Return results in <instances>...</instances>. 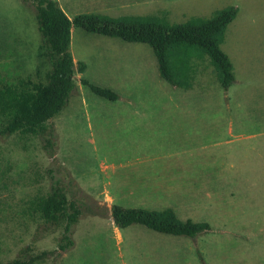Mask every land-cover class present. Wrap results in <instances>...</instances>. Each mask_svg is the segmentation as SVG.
<instances>
[{
  "label": "rangeland",
  "instance_id": "374dc122",
  "mask_svg": "<svg viewBox=\"0 0 264 264\" xmlns=\"http://www.w3.org/2000/svg\"><path fill=\"white\" fill-rule=\"evenodd\" d=\"M57 1L71 17L158 13L169 23L238 6L222 44L235 81L222 87L209 57H195L185 91L161 78L148 44L73 28L72 54L87 69L49 131L4 133L0 116V264L43 251L52 252L34 264H264V0ZM42 52L32 2L0 0V86L45 81ZM55 184L83 211L66 251L64 225L40 209ZM113 204L171 206L211 229L194 238L119 229Z\"/></svg>",
  "mask_w": 264,
  "mask_h": 264
},
{
  "label": "trees",
  "instance_id": "16d2710c",
  "mask_svg": "<svg viewBox=\"0 0 264 264\" xmlns=\"http://www.w3.org/2000/svg\"><path fill=\"white\" fill-rule=\"evenodd\" d=\"M23 1L32 2L35 7L42 35V54L51 68L45 74V81L32 82L28 79L18 86H0V116L7 118L4 133L44 134L49 131L48 121L66 107L71 94L78 88L76 73L87 69L84 61H75L71 51L75 27L127 42L148 44L156 56L161 78L185 91L194 87L195 57H209L222 87L227 89L235 81L234 64L222 49V44L228 25L239 13L238 6L218 9L210 17L193 16L182 23H169L165 15L158 13L115 17L88 12L71 17L57 0ZM81 83L103 98L117 100L119 97L112 88L94 84L87 78H81ZM40 209L48 223L64 225L60 250L72 247V227L83 214L78 204L55 184L42 199ZM111 216L119 229L141 224L159 233L191 238L211 229L206 221L183 220L171 206L150 209L113 204ZM51 252L14 258L5 264H34Z\"/></svg>",
  "mask_w": 264,
  "mask_h": 264
},
{
  "label": "crops",
  "instance_id": "0c3cea01",
  "mask_svg": "<svg viewBox=\"0 0 264 264\" xmlns=\"http://www.w3.org/2000/svg\"><path fill=\"white\" fill-rule=\"evenodd\" d=\"M231 130V129H230Z\"/></svg>",
  "mask_w": 264,
  "mask_h": 264
}]
</instances>
